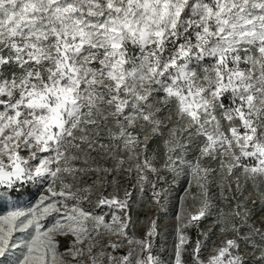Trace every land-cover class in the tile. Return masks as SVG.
Here are the masks:
<instances>
[{"label": "snow or ice", "instance_id": "1", "mask_svg": "<svg viewBox=\"0 0 264 264\" xmlns=\"http://www.w3.org/2000/svg\"><path fill=\"white\" fill-rule=\"evenodd\" d=\"M0 264H264V0H0Z\"/></svg>", "mask_w": 264, "mask_h": 264}]
</instances>
